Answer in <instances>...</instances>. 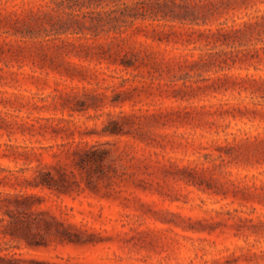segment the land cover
<instances>
[{
    "label": "rangeland",
    "instance_id": "1",
    "mask_svg": "<svg viewBox=\"0 0 264 264\" xmlns=\"http://www.w3.org/2000/svg\"><path fill=\"white\" fill-rule=\"evenodd\" d=\"M3 1L21 82L0 86L19 95L0 103V264H264V31L216 39L264 0L97 33Z\"/></svg>",
    "mask_w": 264,
    "mask_h": 264
},
{
    "label": "trees",
    "instance_id": "2",
    "mask_svg": "<svg viewBox=\"0 0 264 264\" xmlns=\"http://www.w3.org/2000/svg\"><path fill=\"white\" fill-rule=\"evenodd\" d=\"M56 6V10L60 12L59 20L55 23L53 29L57 32H79L85 29H93L96 32L98 27H104L108 25L107 31L123 32L132 27L136 30L139 25L146 23L149 25L152 22L146 21L148 16H169L172 19H187L190 22H196L199 19L205 21L208 18L209 21H216L221 17H224L228 12L236 9L239 12L247 7L248 0H129L118 3L120 0H112L115 4L108 9H88L82 10L83 6H90L92 4L99 5L101 0H51ZM3 0H0V8L3 5ZM259 9L256 14L247 18V21H243L244 28H233V32L230 30H224L222 27H217L216 39H222L221 44L229 45L233 43L235 38L233 34H240L236 39L242 41L245 39L258 40L261 38L259 34L264 31V12L259 13ZM104 12V17L101 15ZM254 18V21L248 22ZM105 20V24H101V21ZM156 23V22H154ZM54 25V24H53ZM263 27V28H262ZM224 30V31H223ZM98 32V31H97ZM96 32V33H97ZM214 33V32H213ZM240 44H242L240 42ZM256 51L255 55H258V51L263 50L262 47H254ZM5 58H14L12 55H8L5 50L0 46V60ZM131 63V62H130ZM21 73L16 70L5 69L0 66V86H17L20 84L18 76ZM73 75V73L71 74ZM9 94V95H7ZM264 97V94L262 95ZM11 98L18 99V92H12L8 89H0V103L10 101ZM22 98V97H20ZM111 129L117 130L118 126L116 121L110 122ZM98 154L101 150L96 151ZM52 179L49 172H45L42 175V181L48 182Z\"/></svg>",
    "mask_w": 264,
    "mask_h": 264
}]
</instances>
